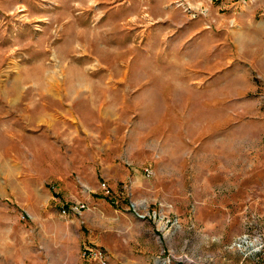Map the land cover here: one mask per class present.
<instances>
[{
  "label": "rangeland",
  "instance_id": "rangeland-1",
  "mask_svg": "<svg viewBox=\"0 0 264 264\" xmlns=\"http://www.w3.org/2000/svg\"><path fill=\"white\" fill-rule=\"evenodd\" d=\"M242 232L264 0H0V264H264Z\"/></svg>",
  "mask_w": 264,
  "mask_h": 264
},
{
  "label": "built area",
  "instance_id": "built-area-1",
  "mask_svg": "<svg viewBox=\"0 0 264 264\" xmlns=\"http://www.w3.org/2000/svg\"><path fill=\"white\" fill-rule=\"evenodd\" d=\"M147 174H151L150 169H146ZM104 186L108 188V191H110L109 187L106 186L104 183ZM74 212H78L80 210L79 205H74L71 207ZM67 208H63V212H66ZM136 212L142 216H150V213H142L139 210H136ZM156 216V213L154 214ZM169 221L172 222V224H177L178 219L177 218H171L169 217ZM234 244L237 246L243 247V249H246L248 253H253L257 250H259L264 245V232H258V233H249V232H242L238 234L233 241ZM83 255L85 257L94 258L99 262V264H108V254L104 248L101 246L96 245H88L83 250Z\"/></svg>",
  "mask_w": 264,
  "mask_h": 264
}]
</instances>
